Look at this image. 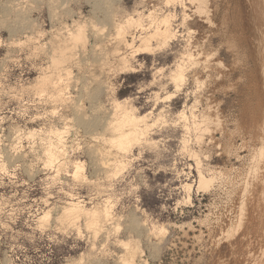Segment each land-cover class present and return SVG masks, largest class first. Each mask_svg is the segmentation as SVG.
Returning <instances> with one entry per match:
<instances>
[{"label":"rangeland","instance_id":"rangeland-1","mask_svg":"<svg viewBox=\"0 0 264 264\" xmlns=\"http://www.w3.org/2000/svg\"><path fill=\"white\" fill-rule=\"evenodd\" d=\"M99 1L0 0V264H264V0Z\"/></svg>","mask_w":264,"mask_h":264},{"label":"bare ground","instance_id":"bare-ground-1","mask_svg":"<svg viewBox=\"0 0 264 264\" xmlns=\"http://www.w3.org/2000/svg\"><path fill=\"white\" fill-rule=\"evenodd\" d=\"M105 2V3H107V1L108 0H100L99 2ZM109 1H111V0H109ZM195 2V1H194ZM240 3V2H239ZM104 4V3H103ZM108 4H109V2H108ZM237 4H238V2H237ZM236 4V5H237ZM242 3H240V4H238L239 6H237V7H240V5H241ZM242 7V6H241ZM241 7H240V11H242L241 10ZM237 10H238V8H237ZM240 11H239V13H240ZM237 13H238V11H236ZM171 14V13H170ZM167 15L166 14V16H164V17H162V19L161 18H157V19H155V20H157V23H156V21H155V23L156 24H154V26H155V29L153 30V32L154 33H148V34H151L152 36L153 35H155V37L156 36H158L157 37V40L158 41H160V39L163 41H166V40H169L170 41V39L172 38V37H174V28L172 27V23H171V21H170V17L172 16V15ZM174 16V15H173ZM172 16V17H173ZM236 16H237V14H236ZM240 16H241V13H240ZM171 17V18H172ZM129 19V18H128ZM241 19V24H242V18H240ZM240 19H237V20H240ZM236 20V21H237ZM126 23L128 22V21H125ZM129 23V22H128ZM132 23H134V21L132 22ZM122 24H124V23H122ZM236 24V23H235ZM237 24H238V22H237ZM119 25V26H118ZM117 26L118 27H120V29H121V27H123V26H120V24H118ZM126 25H128V24H126ZM136 25H137V23H136ZM140 25V24H139ZM129 26V25H128ZM239 26V25H238ZM240 26H242V25H240ZM95 27V26H94ZM117 27V28H118ZM125 27H127V26H125ZM125 27L124 28H122V29H125ZM235 27H236V25H235ZM80 28V27H79ZM143 28V27H142ZM120 30L119 32L117 31V37H119V33H120V37L119 38H121V37H124L125 35H124V31L123 30ZM77 30H79V33H78V31ZM76 30V32L74 33L75 34V36L74 35H71V34H73V33H71L70 35L71 36H73V37H79V36H81V35H83V33H81V29H77ZM95 30V29H94ZM117 30H119V28L117 29ZM126 30V29H125ZM127 30H129V28L127 29ZM123 31V32H122ZM142 31V30H141ZM96 32V31H95ZM94 32V35H96V33H98V29H97V32L95 33ZM126 32H129V31H126ZM130 32H131V30H130ZM121 33H123V36H121L122 34ZM81 34V35H80ZM99 34V33H98ZM77 35V36H76ZM150 35V36H151ZM71 36H70V41L71 40H74V38H72L71 39ZM142 37H144V36H142ZM154 37V36H153ZM155 37H154V39H155ZM80 38V37H79ZM78 38V39H79ZM115 38H116V36H115ZM146 38V39H145ZM145 38H143V40L145 39V40H148V38L149 37H145ZM158 38H160V39H158ZM77 39V38H76ZM113 39V38H112ZM112 39L110 38V40H109V42L110 41H112ZM126 38L124 37V39L123 38H121L120 40H119V42L120 43H122L123 41H125L126 42V40H125ZM152 39V38H151ZM106 40H108V39H106ZM106 40L104 39V41L106 42ZM143 40H142V42H143ZM150 41V40H149ZM148 41V42H149ZM162 41H160L161 43H162ZM168 41V42H169ZM73 42V41H72ZM117 43H119L118 41H116ZM125 42H123V45L125 44ZM141 42V44H143ZM147 41H145V43H146ZM151 42V41H150ZM149 42V43H150ZM119 43V44H120ZM145 43H144V47L142 46L141 48L142 49H144V48H147V49H150V48H148L149 47V44H147L146 43V45H145ZM154 43V42H153ZM166 43V42H165ZM128 44V42H126V44H125V46ZM158 44V43H157ZM163 44V43H162ZM67 45H69V44H67ZM117 46H119L118 44H116ZM121 45V44H120ZM140 45V44H139ZM62 46V45H61ZM61 46H60V48H61ZM64 46V45H63ZM65 46H66V44H65ZM70 46V45H69ZM152 47H153V45H151ZM150 46V47H151ZM67 48L66 49H68V46H66ZM140 47V46H139ZM139 47H138V49H139ZM59 48V51L60 50H62V49H64V47H62V49H60ZM118 48V47H117ZM117 48H115V50H118ZM140 48V49H141ZM66 49H64V51L66 50ZM137 49V50H138ZM140 49H139V51H140ZM147 49H145L146 51H147ZM114 50V51H115ZM136 50V51H137ZM144 50V51H145ZM143 51V50H142ZM60 53V52H59ZM62 53H64V52H62ZM70 55V54H69ZM97 55V54H96ZM106 55V54H105ZM63 56H65V55H63ZM100 56V55H99ZM66 57V56H65ZM65 57H63V58H65ZM101 57H102V55H101ZM103 57H104V55H103ZM54 57H52V59H53ZM60 59L62 58L61 56L59 57ZM55 59V58H54ZM53 59V60H54ZM56 59H58V57L56 58ZM60 59L59 60H55V61H60ZM62 60V59H61ZM65 59H63V61H64ZM69 60V59H68ZM54 61V62H55ZM67 61V60H66ZM62 62V61H61ZM58 63V62H57ZM56 62H55V64L53 63V65H54V67H56V68H58L59 70H61V71H63L64 69L66 70H64V72L63 73H65L66 72V75H67V78L69 77L68 76V74L70 73V72H68V69H66V67L63 69L62 68V66L58 63L57 64ZM65 63V62H64ZM62 64V63H61ZM51 66H52V64H51ZM54 69V68H53ZM55 70V69H54ZM54 72V71H53ZM56 72H58V70H56ZM56 72H54V73H56ZM68 72V73H67ZM59 73V72H58ZM58 73H56V75H55V78H54V80L52 81V83H50L51 81H49L50 79H51V76H50V78H48L47 77V79H46V77H44L43 78V80L44 79H46V80H48L49 81V83H48V81H47V83L46 84H48V86H51V84H52V89H53V95L55 96H51V98L52 97H54L53 99H54V101L56 100V101H58L59 103L61 102H65V101H67V92H65V88L64 87H68V86H64L65 84L63 83V80H64V78L62 79L61 77H63L62 76V74L61 75H59ZM62 73V72H61ZM57 74H58V76H57ZM51 75V74H50ZM52 75H53V73H52ZM66 75H64V76H66ZM49 76V75H48ZM53 78V77H52ZM67 78H65V79H67ZM42 80V81H43ZM65 82V81H64ZM67 82V81H66ZM64 84V85H63ZM42 85V84H41ZM67 85H68V83H67ZM47 85H46V87H45V89L47 90V87H48ZM42 88V87H41ZM44 88V87H43ZM43 88H42V90H43ZM51 89V90H52ZM46 90H43L44 92L46 91ZM41 91V90H40ZM43 91H41V92H43ZM55 101V102H56ZM119 107H120V105H119ZM118 106H117V108H119ZM122 109H123V107H122ZM121 109V111H120V114H121V112L123 113V111L125 110L126 111V109L124 108L123 110ZM78 111H80V110H78ZM77 111V112H78ZM116 112V111H115ZM129 112V111H128ZM128 112H126L124 115H115V116H117L116 117V119H114L116 122H117V120H118V118L119 117H121V118H119V120L120 121H118V124L117 125H115V123L116 122H114V124L112 123L113 121L112 120H109L110 121V123H109V125H107V126H109V129H110V132L109 133H111V137L112 138H117V137H121V139L122 140H124V138L125 137H123L122 138V135H124V136H127V134H130V136L128 135V137H132L131 136V134H134V132L136 131L137 132V129H136V127H137V125H138V122H137V118H135V117H131L130 115H128L127 113ZM81 113V112H80ZM85 113V112H84ZM118 113V112H117ZM116 113V114H117ZM132 113V112H131ZM130 113V114H131ZM78 114V113H77ZM79 115V114H78ZM132 115V114H131ZM119 116V117H118ZM114 118V117H113ZM112 118V119H113ZM93 119H95V118H93ZM96 119H97V117H96ZM90 121H92V120H90ZM97 121V120H96ZM98 121H100V120H98ZM112 121V122H111ZM120 122V123H119ZM123 122H125V126H124V128H123ZM92 124H93V122H91ZM96 123V122H95ZM114 125L113 127H112V124ZM127 124H128V128L126 127L127 126ZM127 129H126V128ZM60 132V131H59ZM58 131H57V133H59ZM60 135H61V133H59ZM58 136V137H61V136ZM134 136H135V134L133 135V139H134ZM130 138H128V139H130ZM132 138H131V140H132ZM136 138V137H135ZM120 139V140H121ZM129 141V140H128ZM52 142V141H51ZM49 143H50V141H49ZM55 144V142L53 143L52 142V144L51 145H49L50 147H46L45 149H47V150H45L44 151V154H46V159L47 160H49V161H51V162H58L59 161V155H58V152H60L58 149H57V151H55V149H54V147L53 146H55L54 145ZM57 145V144H56ZM58 146V145H57ZM56 147V146H55ZM60 154V153H59ZM204 182V177L203 176H201V178H200V185H202V183ZM66 207V209H65V211H64V213L61 215L62 217L60 218L61 220H63L64 222H66V223H68V224H71V223H73L74 222V220H76L80 215H84V216H86V215H89V217L87 218L86 217V225L89 227V228H92L93 230H95V231H98L99 229H100V224H99V221H100V213L97 211L96 213H98L99 214V216H97V214L95 213V211L92 209V211L91 210H86V209H84L80 204H79V202H72L71 201V203H69V205L68 206H65ZM103 217H109V214H106V215H103ZM110 218V217H109Z\"/></svg>","mask_w":264,"mask_h":264}]
</instances>
